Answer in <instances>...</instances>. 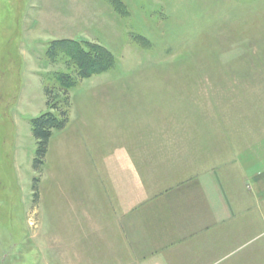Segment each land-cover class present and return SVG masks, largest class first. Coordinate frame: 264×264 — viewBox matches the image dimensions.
Wrapping results in <instances>:
<instances>
[{
	"label": "rangeland",
	"instance_id": "obj_1",
	"mask_svg": "<svg viewBox=\"0 0 264 264\" xmlns=\"http://www.w3.org/2000/svg\"><path fill=\"white\" fill-rule=\"evenodd\" d=\"M122 2L0 0V264H166L164 237L149 235L158 213L140 212L158 200L140 202L159 175L176 186L178 167L187 182L212 169L218 195L196 211L220 210L222 198L236 214L223 229L258 230L264 244V0ZM63 39L105 47L113 67L77 77L60 51L50 60V43ZM62 74L78 85L39 172L31 120L50 110L47 87L52 105L64 102ZM125 131L137 133L133 152L162 155L153 171H132V246L121 255L109 251L118 184L94 164L109 133Z\"/></svg>",
	"mask_w": 264,
	"mask_h": 264
},
{
	"label": "crops",
	"instance_id": "obj_2",
	"mask_svg": "<svg viewBox=\"0 0 264 264\" xmlns=\"http://www.w3.org/2000/svg\"><path fill=\"white\" fill-rule=\"evenodd\" d=\"M110 134L107 139L109 144L106 147L108 149L105 151L106 156L100 155L96 161L100 165H94L99 170L102 165L109 166L108 170L111 172L112 180L118 184L119 190L117 191L116 188V192H119V195L116 193L110 195V199L107 201L112 221L109 225L111 230L109 251H118L122 255L129 249V246H132L130 233H127L132 230L134 216L132 171L133 169L138 172L153 171V164L158 162L159 156L162 154H157L149 159L146 157L148 154L146 149L137 148V151L133 152L132 139L137 133L125 131L119 136L116 134L117 136L113 137H110ZM142 138L143 134L140 136V139ZM134 155L139 157L135 158ZM106 157L107 161L100 160V158ZM104 161L106 162L103 163ZM124 165L130 170L126 181L121 179L120 174ZM147 166L148 169H146ZM182 170L181 167L176 168V186L174 187H171V184L159 175L156 179L157 185L153 187L156 188V192L143 194L145 197L140 202L143 205L148 201L158 200L156 205L151 204L140 212L143 215L146 212L154 214L156 211L158 213L157 220H153L154 228L152 229L155 231H151L149 235L164 237V244H157L160 246L157 250L163 251L162 258L165 263L264 264V244H262L263 246L260 243L255 245V241L261 240L263 236L258 230L255 232L254 229H223L224 223L236 217V214L222 207L224 204L222 198H217L221 204L220 210L213 211L210 207L208 211H196L198 206H204V208L207 206L210 190L218 195L217 185L220 181L218 177L211 175L212 169L199 170L203 174L200 177L201 182L194 180L195 173L199 172L196 169L190 182H187L186 173L184 177L182 176ZM129 181L130 183H128ZM198 183L203 187L197 186ZM168 185L171 188L159 191L158 188L168 187ZM135 216L137 215L135 214ZM122 237L124 238L122 239ZM140 247L143 248L141 245Z\"/></svg>",
	"mask_w": 264,
	"mask_h": 264
},
{
	"label": "trees",
	"instance_id": "obj_3",
	"mask_svg": "<svg viewBox=\"0 0 264 264\" xmlns=\"http://www.w3.org/2000/svg\"><path fill=\"white\" fill-rule=\"evenodd\" d=\"M106 1L115 9L118 5L123 3L122 0ZM49 46L48 54L51 55L49 56L50 60L54 61L59 58L57 53L60 51L63 61H75L79 66L76 76L81 79L91 78L92 76L105 73L114 65L113 59L115 58L111 52L97 43L83 40L78 41L75 39H63L52 42ZM59 82L61 87L66 89L64 92L66 97L64 102H57L52 105L53 103L50 99L51 89L47 87L45 92L48 97L47 106L50 110L31 120L32 134L37 142L34 167L39 172L42 171V167L45 165L50 140L54 131L63 130L69 121L68 112L67 110H63L62 107H69V98L67 99L68 93L78 85V82L72 75L62 74L59 77ZM54 112L58 114L55 115ZM37 183L38 181L36 180L34 186L36 201L38 199Z\"/></svg>",
	"mask_w": 264,
	"mask_h": 264
}]
</instances>
